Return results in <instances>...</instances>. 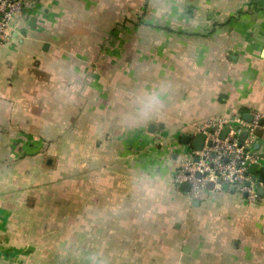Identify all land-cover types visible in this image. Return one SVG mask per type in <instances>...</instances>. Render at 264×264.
Listing matches in <instances>:
<instances>
[{"label": "crops", "instance_id": "1", "mask_svg": "<svg viewBox=\"0 0 264 264\" xmlns=\"http://www.w3.org/2000/svg\"><path fill=\"white\" fill-rule=\"evenodd\" d=\"M10 30L0 264H264V183H175L217 118L259 116L264 166V0H26Z\"/></svg>", "mask_w": 264, "mask_h": 264}, {"label": "built area", "instance_id": "2", "mask_svg": "<svg viewBox=\"0 0 264 264\" xmlns=\"http://www.w3.org/2000/svg\"><path fill=\"white\" fill-rule=\"evenodd\" d=\"M25 4L26 0H0V44L12 40L11 21L15 16L24 15ZM259 120V116L250 123L241 118H217L204 123L200 131L207 135L205 145L200 151L193 149L181 161L175 175L176 185L189 183L191 193L199 196L209 183H214L216 188L226 184L252 200L257 199L260 181L250 173L249 167L261 161L260 153L254 149ZM225 127H229V132L222 138ZM243 132L248 133L244 141L241 140Z\"/></svg>", "mask_w": 264, "mask_h": 264}, {"label": "water", "instance_id": "3", "mask_svg": "<svg viewBox=\"0 0 264 264\" xmlns=\"http://www.w3.org/2000/svg\"><path fill=\"white\" fill-rule=\"evenodd\" d=\"M245 119L246 121L248 122H252L253 121V117L250 115V114H247L245 116ZM260 124L262 125L263 124V121L260 122ZM156 130V125L152 124L150 127H149V131L150 132H154ZM229 132V127H225V129L223 130L222 134H221V137L222 138H225L226 135L228 134ZM247 135L248 133L247 132H243L241 134V140L244 141L246 138H247ZM256 135H258L259 137L262 136V129H257L256 130ZM206 139H207V135L205 133H202V132H199L195 135L194 139L192 140V136L190 135H186L184 137V142L186 144H190L191 143V140H192V147L193 149L197 150V151H200L203 149L204 145H205V142H206ZM208 145H211V142L209 141L208 142ZM255 148L257 150H259L261 148V144L260 143H256L255 145ZM198 160V159H197ZM249 171L250 173L252 174H257L259 173V181L264 183V166L261 167L259 169V164H251L250 167H249ZM180 187L185 190V191H190L191 190V186L189 183H183L180 185ZM261 192H264V188L261 189Z\"/></svg>", "mask_w": 264, "mask_h": 264}, {"label": "rangeland", "instance_id": "4", "mask_svg": "<svg viewBox=\"0 0 264 264\" xmlns=\"http://www.w3.org/2000/svg\"><path fill=\"white\" fill-rule=\"evenodd\" d=\"M153 151H151V152H148L149 154H151Z\"/></svg>", "mask_w": 264, "mask_h": 264}]
</instances>
